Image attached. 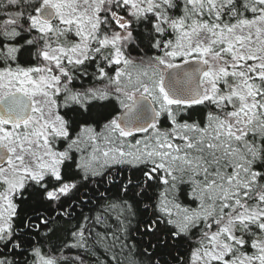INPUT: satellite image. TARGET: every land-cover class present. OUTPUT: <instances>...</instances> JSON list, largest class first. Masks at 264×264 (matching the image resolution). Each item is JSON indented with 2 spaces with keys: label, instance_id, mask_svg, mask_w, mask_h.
Listing matches in <instances>:
<instances>
[{
  "label": "snow or ice",
  "instance_id": "1",
  "mask_svg": "<svg viewBox=\"0 0 264 264\" xmlns=\"http://www.w3.org/2000/svg\"><path fill=\"white\" fill-rule=\"evenodd\" d=\"M0 264H264V0H0Z\"/></svg>",
  "mask_w": 264,
  "mask_h": 264
}]
</instances>
